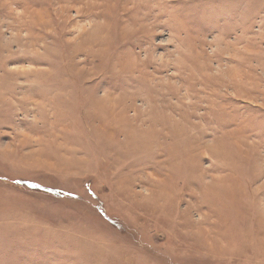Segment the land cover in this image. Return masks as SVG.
Returning <instances> with one entry per match:
<instances>
[{
    "label": "rangeland",
    "instance_id": "374dc122",
    "mask_svg": "<svg viewBox=\"0 0 264 264\" xmlns=\"http://www.w3.org/2000/svg\"><path fill=\"white\" fill-rule=\"evenodd\" d=\"M0 264H264V0H0Z\"/></svg>",
    "mask_w": 264,
    "mask_h": 264
},
{
    "label": "bare ground",
    "instance_id": "6f19581e",
    "mask_svg": "<svg viewBox=\"0 0 264 264\" xmlns=\"http://www.w3.org/2000/svg\"><path fill=\"white\" fill-rule=\"evenodd\" d=\"M152 122V121H151Z\"/></svg>",
    "mask_w": 264,
    "mask_h": 264
}]
</instances>
